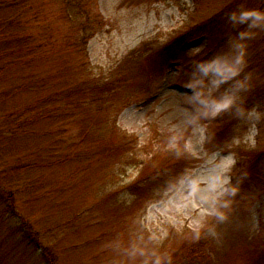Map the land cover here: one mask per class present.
I'll return each mask as SVG.
<instances>
[{
    "label": "rangeland",
    "instance_id": "374dc122",
    "mask_svg": "<svg viewBox=\"0 0 264 264\" xmlns=\"http://www.w3.org/2000/svg\"><path fill=\"white\" fill-rule=\"evenodd\" d=\"M259 1L263 13L256 14ZM31 2L41 16L28 24V31L46 33L54 48L48 47L51 56L45 60L55 61L74 28L62 15L60 1ZM233 3L241 30L235 39L222 48L217 41L209 45L205 38L195 39L185 59L157 62L159 51L174 37ZM96 9L107 25L89 41L87 58L67 51L63 59L89 58V72L103 76L121 65L130 68L128 74L138 67L141 72L139 64L150 70L149 90L134 89L135 100L118 117L119 132L112 136V142H130L138 163L115 174L92 172L90 183L70 186L65 193L59 192L62 184L49 185V199L44 197L47 187L38 197L22 193L15 197L17 210L41 231L46 212H55L52 206L68 213L66 224L42 232L39 239L53 245L62 259L59 264H167L199 234L212 238L218 253L226 251L231 239L255 238L264 221V193L253 182L251 196L246 197L243 182L256 162L264 171V0H98ZM135 52V59L129 60ZM132 82L141 81L133 75ZM182 143V154L191 162L177 169L170 164L179 158L165 159L167 150ZM153 156L158 157L157 166H148L146 172L172 166L171 172H163L156 193L137 200L132 183L139 163L151 162ZM24 158L17 156L10 163L26 162ZM2 190L1 212L7 208ZM9 212L0 218V262L50 264L43 261L42 249L17 244L12 229L22 218ZM246 253L239 250L229 264H252Z\"/></svg>",
    "mask_w": 264,
    "mask_h": 264
},
{
    "label": "trees",
    "instance_id": "16d2710c",
    "mask_svg": "<svg viewBox=\"0 0 264 264\" xmlns=\"http://www.w3.org/2000/svg\"><path fill=\"white\" fill-rule=\"evenodd\" d=\"M58 1L62 15L74 30L63 39L67 47L59 51L55 61L48 62L49 59H45L51 55L47 49L54 46H50L46 33L36 35L28 31L30 22L39 21L40 8H33L31 0H0V126H5L4 130L0 129V190L3 189L7 203V208L0 211V218L9 215L10 210L16 211L15 215L22 218L20 225L12 229L17 244H25L28 250L42 249L43 261L48 260L50 264H59L57 262L62 259L56 256L52 244H42L39 239L44 233L66 224L64 217L68 213L52 206L55 212L50 214V209L46 212L42 224L45 230L41 231L17 210L15 197L22 193L38 197L40 190L47 186L54 188L61 184L59 192L65 193L70 186L90 183L92 172L115 174L129 164L138 163L130 142L121 138L115 143L112 136L119 132L118 117L135 100L134 89L140 86L148 91L151 85L150 70L145 65L139 64L142 71H137L138 67L131 74L127 73L130 68L121 65L103 76L89 72V58L65 62L63 58L67 51L76 57L83 54L87 58L89 41L107 25V21L96 9L98 0ZM260 3L263 2L255 4L256 14L263 13ZM237 12L233 3L206 21L193 25L159 51L157 62L185 59L189 43L199 38H205L209 45L217 41L222 48L240 34L238 17L234 15ZM261 38L264 41V34ZM135 54H130L128 59H135ZM133 75L141 82L134 84ZM68 131L71 136H67ZM184 149L182 143L167 150L169 155L165 160L170 162L179 158L170 164L177 169L188 166L191 161L182 154ZM17 156H24L27 161L11 164ZM260 160L261 157L257 159ZM150 161L139 163V175L132 183L137 200L142 195H153L156 186L162 184L163 172H171L172 166H160V169L146 172L148 166L149 169L151 165L157 166L154 162H158V157L153 156ZM75 174L78 175L76 180ZM253 182H257L264 193V171L258 162L243 182L244 193L245 188L248 190L246 197L251 196L249 186ZM48 187L45 199L52 194ZM238 190L235 193L239 194ZM241 249L250 254L251 261L253 258L252 264H264V221L260 222V231L255 238L249 241L243 237L231 239L225 252L218 253L213 239L199 234L196 240L178 251L173 262L167 264H229Z\"/></svg>",
    "mask_w": 264,
    "mask_h": 264
}]
</instances>
